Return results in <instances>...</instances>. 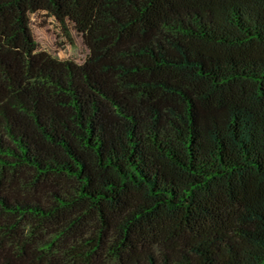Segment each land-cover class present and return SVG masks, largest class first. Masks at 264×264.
Listing matches in <instances>:
<instances>
[{"label":"trees","instance_id":"1","mask_svg":"<svg viewBox=\"0 0 264 264\" xmlns=\"http://www.w3.org/2000/svg\"><path fill=\"white\" fill-rule=\"evenodd\" d=\"M0 264H264V0H0Z\"/></svg>","mask_w":264,"mask_h":264},{"label":"rangeland","instance_id":"2","mask_svg":"<svg viewBox=\"0 0 264 264\" xmlns=\"http://www.w3.org/2000/svg\"><path fill=\"white\" fill-rule=\"evenodd\" d=\"M32 27L41 49L63 58L83 62L89 48L79 33L72 25L66 29L63 24L50 12L39 10L31 15Z\"/></svg>","mask_w":264,"mask_h":264}]
</instances>
